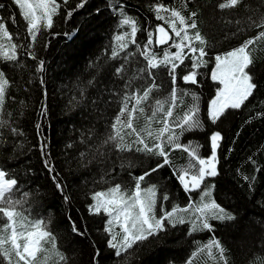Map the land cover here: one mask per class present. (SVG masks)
Here are the masks:
<instances>
[{
	"label": "trees",
	"instance_id": "16d2710c",
	"mask_svg": "<svg viewBox=\"0 0 264 264\" xmlns=\"http://www.w3.org/2000/svg\"><path fill=\"white\" fill-rule=\"evenodd\" d=\"M58 2L61 9L54 17L53 29L42 31L34 48L37 56L46 62L42 73L44 84L39 82L41 74L36 72L37 62L30 59L26 52L20 53L23 67L13 62L0 63V68L5 70L11 82L8 90L11 98L5 100L3 119L22 133L12 135L8 128L0 129L3 133L0 167L15 174L21 193H30L29 204L25 207L30 205L32 216L44 218L46 222L50 218L48 227L56 237L57 248L66 255L67 264H94L93 257L97 251L98 264H186L187 259H194L190 255L196 250L193 241L206 243L213 237L227 250L228 264H264V42L253 46L256 49L252 53L253 63L246 69L257 83L253 96L244 107L229 110L216 124H212L207 117L209 102L217 87L207 75L213 64L209 63L200 70L205 75L198 77V85L183 83L180 76L186 69L183 66L177 69V86L200 96V116L204 121L203 130L186 133L181 142L200 144V155L209 157L212 132L220 131L224 136L218 151L219 175L207 178L206 183L214 185L213 198L235 218L212 221L213 232L191 235L188 224L178 225L157 238L134 245L117 257L115 250L109 247L110 235L105 231L108 217L104 214L90 215L87 210V205L93 202L90 193L115 183L131 190L135 185L132 177L155 167L162 158L134 151L120 152L110 145L104 149L103 157L96 155L93 158L98 137L104 136L117 109L115 100L118 96L115 93L123 87V82L113 74L120 61L108 59L111 53L106 49L113 45L121 7L126 14L137 19L140 27L137 41L143 48L147 30L154 31L157 24L163 23L155 18L151 10L158 0H86L80 8L77 5L82 0H68L67 7L62 0ZM159 2L181 9V0ZM186 2L184 14L197 12V29L207 42L206 50L210 56L236 48L264 30L251 23L252 20L259 23L264 16V0H243L240 5L225 9H220L218 5L226 0ZM0 5H3L0 17L5 19L9 32H23L25 23L13 0H0ZM68 11H72L70 17L67 16ZM9 17L15 18V25ZM45 42L48 43L46 48ZM153 45V50L160 55L169 47L156 45L155 35ZM129 50L135 51L136 46L130 45ZM135 61L133 68L146 64L138 54ZM89 81L93 82L92 85ZM161 82L162 87L152 93L149 103L154 99H163L171 91V80L163 67L157 77V83ZM190 103L191 97H185V106ZM42 107L47 109L46 116L41 115ZM180 111L176 110L177 113ZM146 112L150 113L147 106ZM143 123L141 118L138 126ZM37 124L40 125L39 130ZM90 129L94 135L89 136ZM45 140L47 156L42 155L40 150V144ZM81 153L86 155L82 157ZM46 159L59 173L70 203L66 204L57 190L52 179L56 173L49 174L45 167ZM170 159L178 168L187 164L188 154L175 150L171 152ZM122 163L124 168H121ZM129 163L134 167H127ZM176 175L178 173L174 174L173 168L166 165L147 177L141 186L157 184L160 193L166 192L169 200L164 202V208L167 210H171L174 204L184 207L189 195L196 199L198 193H187ZM159 210L158 201V215ZM72 221L76 222L80 231H84L86 225L87 235L75 234ZM116 230L119 231L118 228Z\"/></svg>",
	"mask_w": 264,
	"mask_h": 264
},
{
	"label": "snow or ice",
	"instance_id": "6c2138e0",
	"mask_svg": "<svg viewBox=\"0 0 264 264\" xmlns=\"http://www.w3.org/2000/svg\"><path fill=\"white\" fill-rule=\"evenodd\" d=\"M62 2L67 7L68 0ZM84 2L86 0H82L77 8L83 7ZM13 3L20 10L25 28L23 32L10 33L5 19L0 17V63L13 62L16 66L23 67L20 53L26 52L30 59L37 62L36 72L41 74L39 82L43 85L42 73L45 71L46 62L37 56L34 48L42 31L53 29L54 17L59 15L61 3L58 0H13ZM242 3L243 0H226L218 7L234 8ZM151 10L155 13V18L163 23L157 24L154 31L147 30L143 48L137 41V33L140 31L137 19L126 14L121 7L113 45L106 49V52L111 53L108 59L120 61L113 74L123 82V87L115 93L118 96L115 100L117 109L107 125L104 136L98 137V143L93 149V158L96 155L103 157L104 149L109 145L120 152L134 151L145 156L162 158L155 167L138 177H132L135 185L131 190L120 183H115L104 190L90 193L93 202L87 205V210L90 215L104 214L108 217L105 231L110 235L109 247L115 250L114 254L117 257L128 252L134 245L142 244L149 238H157L169 228L178 225L188 224L191 235L204 231L213 232L212 221L235 218L213 198L214 185L206 183L207 178L219 175L218 151L224 136L220 131L212 132L209 137L211 148L209 157L200 155V144L181 142L186 133L203 130L204 121L200 116V96L190 89L177 86V69L181 66L186 69L180 76L183 83L198 85L200 83L198 77L205 75L200 70L206 68L209 63L213 64L207 75L216 82L217 87L214 97L209 102L207 117L212 124H216L229 110L244 107L253 96L257 83L246 69L253 63L252 53L256 50L253 46L258 42H264V30H261L240 46L210 56L206 50L207 42L197 29V12L188 11L187 15L184 14L187 10L186 0H181L179 10L166 6L159 0L151 6ZM72 11H68L67 16L70 17ZM9 19L16 24L14 17ZM249 19L251 20V17ZM251 23L256 28L264 29V16L260 18L259 23L255 20ZM154 35L156 45H169L163 50L162 55L153 50ZM169 41L172 43L169 44ZM130 45H135L136 50L130 51ZM47 46L48 43L45 42L44 47ZM173 48L176 50L172 51ZM137 54L143 57L146 64L133 68L132 64L136 62ZM185 61L189 63L186 64ZM161 67L166 69L172 88L163 99H154L149 103L152 93L158 92L162 87L163 82L157 83ZM88 83L92 85L93 82ZM10 86L8 75L0 68V129L8 128L12 135H21L17 128L3 119L5 100L11 98L8 96ZM189 96L191 103L185 106V97ZM146 106L150 113L146 112ZM177 109L181 111L177 113ZM46 112V107H42L41 115L46 116ZM141 118L144 123L138 126ZM36 127L40 129L39 124ZM94 134L90 129L89 136ZM0 143H3V133H0ZM40 150L42 155H48L46 140L41 142ZM175 150L188 154L186 165L178 168L173 165L170 155ZM80 155L83 157L86 154ZM166 165L173 168L174 174L178 173L176 178L187 193H198L196 199L189 195V201L184 207L174 204L171 210H167L164 208V202L169 200L166 192L160 193L157 184L141 186L147 177ZM45 167L50 175L56 173L52 175L53 182L65 203H70V196L64 183L50 160H45ZM124 167L122 163L121 168ZM127 167L134 165L129 163ZM17 193H20L19 197ZM29 196L30 193L27 191L21 193V186L15 174L0 167V264H60L61 261L67 264L66 255L57 248L56 237L48 227L50 218L47 222L44 218H35L32 216L30 205L25 207L29 204ZM71 223L75 234L87 235L86 225L84 231H80L75 221ZM193 244L196 250L190 255L194 259H187L186 264H228L227 250L218 239L213 237L206 243L194 240ZM98 256L97 251L93 257L94 264H98L96 260Z\"/></svg>",
	"mask_w": 264,
	"mask_h": 264
},
{
	"label": "bare ground",
	"instance_id": "6f19581e",
	"mask_svg": "<svg viewBox=\"0 0 264 264\" xmlns=\"http://www.w3.org/2000/svg\"><path fill=\"white\" fill-rule=\"evenodd\" d=\"M170 42H171V41H170ZM170 42H169V43H170Z\"/></svg>",
	"mask_w": 264,
	"mask_h": 264
},
{
	"label": "water",
	"instance_id": "95a60500",
	"mask_svg": "<svg viewBox=\"0 0 264 264\" xmlns=\"http://www.w3.org/2000/svg\"><path fill=\"white\" fill-rule=\"evenodd\" d=\"M171 34V33H170ZM170 42V41H169Z\"/></svg>",
	"mask_w": 264,
	"mask_h": 264
},
{
	"label": "rangeland",
	"instance_id": "374dc122",
	"mask_svg": "<svg viewBox=\"0 0 264 264\" xmlns=\"http://www.w3.org/2000/svg\"><path fill=\"white\" fill-rule=\"evenodd\" d=\"M170 44V43H169Z\"/></svg>",
	"mask_w": 264,
	"mask_h": 264
}]
</instances>
